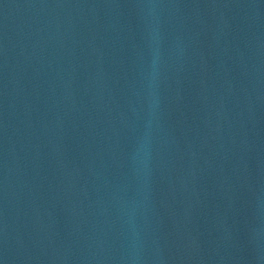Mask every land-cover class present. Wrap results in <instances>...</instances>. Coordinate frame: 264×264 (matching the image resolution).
I'll return each instance as SVG.
<instances>
[{"label":"water","instance_id":"95a60500","mask_svg":"<svg viewBox=\"0 0 264 264\" xmlns=\"http://www.w3.org/2000/svg\"><path fill=\"white\" fill-rule=\"evenodd\" d=\"M0 264H264V0H0Z\"/></svg>","mask_w":264,"mask_h":264}]
</instances>
